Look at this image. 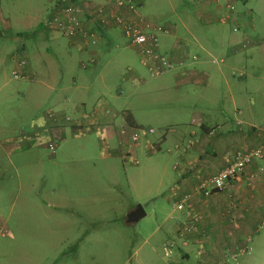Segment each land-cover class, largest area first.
Returning a JSON list of instances; mask_svg holds the SVG:
<instances>
[{"label":"crops","instance_id":"1","mask_svg":"<svg viewBox=\"0 0 264 264\" xmlns=\"http://www.w3.org/2000/svg\"><path fill=\"white\" fill-rule=\"evenodd\" d=\"M33 1L44 8L50 6L49 15L43 22L44 30L46 29L44 28L45 22L57 13L61 6L77 2V0ZM145 1L135 0L138 6L136 16L143 26L150 29L161 28L158 33L161 48L174 64L172 70L154 78L156 81L152 83L151 91L159 106L167 109V112L161 115L162 119L172 122L189 121L179 124V127L177 124L169 125V122L165 126H159L160 128L166 127L165 129L170 127L166 134H160L159 139L165 141L167 133L170 134V140L175 142L176 158L181 163L180 167L176 162L172 166L176 173L171 179V187L165 195V200L174 203L176 194H190L192 205L190 215L188 217L181 215L179 223L178 220L176 222L177 226L175 224L164 227L159 224L153 228L147 239L151 243V250L161 243L165 253L168 245L166 240L170 236L173 237L184 225L183 223L192 224L195 230L189 231L183 239H180L176 249L181 253L182 258H189L188 251L194 249L199 259L198 264H215L212 257H209L214 255L215 242L221 241L225 236L232 238L234 233L230 230L244 229L248 217L256 221L264 218V159L253 161L247 167L245 174L235 180L228 191L204 197L196 190L201 181L216 175L225 167L227 153L236 150L264 149V121L258 123L248 116H243L241 109L249 103L254 105L255 101L245 98L243 91L239 90L243 86L251 87V83L256 84L255 79L259 80V85L264 84V77L257 72L264 65V29L263 32H260V28L254 30L253 25L248 22L249 9L238 10V4L246 6V2L239 0L229 1H234L237 9L233 21L226 24L221 23L213 8L210 9L208 6L209 4L215 5L218 9L222 7L221 1L218 2L219 6L212 1L184 0L187 8L181 12L182 17L177 21L170 19L162 24L152 17L163 12L172 0H149V4L144 7ZM191 8H193L192 11ZM144 10H149V14L146 15ZM119 12H124V10ZM127 14L135 18L134 13ZM83 19L84 30L90 35L88 40L84 41L81 37L68 39L69 49L64 50L61 43L54 45L57 51L54 52L55 58L61 60H59L61 67L59 65L58 72L55 70L56 62L40 54V51H36L37 49L34 50L31 58L29 55L25 66L18 67L14 49L18 45L16 39L20 33L8 34L6 32H9V28L2 24L3 28L0 29V38L7 37V42L0 44V100H6L9 95L13 94L8 77L12 75L14 69H19L22 75L21 80L26 84H24V94L28 98L27 104H22V107L37 108L42 104L49 105L48 112L56 114L46 117L48 113L46 111L43 117L40 116L34 121H60L58 125L54 122L47 125L40 124L41 126L35 129L38 136L49 132L52 137L60 141L64 136V126H68L76 137L85 135L88 138L90 134H94L98 140V158L96 159L99 161L93 160L94 144L89 143L85 145L84 152L92 157V163L81 161L72 172L76 178L75 185L80 189L74 187L67 194L58 193V199H51L54 204H48L52 212V216L48 219L52 220L55 226L63 222L56 215L60 211L67 216H78L81 209L76 202H83L92 195L110 196L111 185L122 187L123 180L118 177L113 161L123 159V156L127 154L136 156L140 148L139 143L133 145L129 142L128 135L119 134V129L124 123L130 129L140 127L136 123L132 104L126 99L127 102L124 101L121 104L118 102V105H115L103 96V93L107 92L117 100L121 96L119 94L124 93L123 87H125L127 98L133 96L136 91L135 86L144 84L139 69L133 65L134 55L140 62L139 50L128 42L125 44L121 41L120 43L113 33L119 28L112 23L100 26L97 21L85 13ZM235 25L240 27L236 33L232 30ZM222 26L229 27V32ZM249 28L253 30L252 36L248 34ZM40 36L45 41H49L51 34L43 33ZM111 48L116 52V56L102 62L101 55ZM58 54H61L60 57ZM119 61L125 63L120 80L122 85L106 90L108 86L104 83L106 81L111 83L112 78L121 75L118 74ZM76 65L82 71L88 70L91 74L95 72L96 67L99 68V73H94L91 80V82L98 80L96 89L98 91L93 98L94 103L91 107L93 112L88 116L80 112L76 115L74 122L67 123L63 116L67 115L66 110L69 107L72 109L77 104L78 110L80 108L82 110V107L86 109L82 100L72 104L76 101L74 98L82 97L84 90L88 88L87 77L82 74L77 78L74 77ZM61 74L69 77V81L67 82V79L60 76ZM12 78L17 80L13 76ZM242 82L244 84L239 85ZM223 87L225 93L222 90ZM113 90L117 91L116 96L112 95ZM16 94L17 92L14 94L16 100L23 99ZM106 107H109L111 114L106 115L103 112ZM230 110L235 112L234 117L236 118L233 119L228 115ZM212 111H217V113H212ZM74 112L77 113V109ZM126 116L132 126L126 124ZM102 136L104 140L100 139ZM161 140L157 142L154 150L145 145L146 152L160 150ZM7 145L6 141L0 142L1 149H5ZM51 194L56 196L57 191L53 190ZM134 209L135 207L129 208L126 213L129 215ZM0 221V225L7 233L6 237L13 238L3 219ZM70 224L74 223L70 222ZM96 228L97 226L93 225V229ZM14 232L11 228L12 235ZM138 252L136 250L134 264H145L146 262L152 264L153 258L149 256L147 250L142 251L141 255Z\"/></svg>","mask_w":264,"mask_h":264},{"label":"rangeland","instance_id":"2","mask_svg":"<svg viewBox=\"0 0 264 264\" xmlns=\"http://www.w3.org/2000/svg\"><path fill=\"white\" fill-rule=\"evenodd\" d=\"M148 4L149 0H146L144 7ZM208 6L210 9L213 8L218 20L225 15V12L215 8V5ZM244 6L238 4V10L249 9L248 22L253 25L254 30L260 28V32H263L264 0H248ZM49 7L44 8L33 0H0V29L3 25L9 28V32H6L8 34L20 33L16 39L18 45L14 49V54L21 49L20 59L27 63L29 55L31 58L34 50L37 49L36 51H40V54L56 62L55 70L58 72L61 60L55 58L54 52L57 51L54 45L61 43L63 50L69 49V45L68 39L60 33L46 31L50 29L45 26V30L42 28L43 22L49 15ZM186 8L184 0H172L163 12L152 18L161 24L170 19L177 21ZM143 12L146 15L149 14V10ZM222 27L229 32V27ZM239 30L240 27H238ZM119 31L114 30V36L116 35L120 43L122 41L126 44L128 40ZM252 31L249 28V36L253 35ZM42 32L51 34L49 41L42 39L40 36L43 35ZM6 42L7 37L2 36L0 44ZM159 50L167 55L162 50L161 44ZM60 55L58 54V57ZM101 56V61L105 62L113 59L116 52L112 48L107 49ZM14 57L16 59V55ZM134 58L133 65L139 69L144 84L135 86V93L127 98L125 87H123L124 93H120L121 96L117 100L107 92H104L103 96L115 105L128 99L127 101L132 104L136 123L142 127H151L155 131L147 138L149 144L155 146L161 140L160 134H166L170 129V127L165 129L166 127L159 126H165L169 122V125L177 124L179 127V124L189 121L172 122L162 119L161 115L167 112V109L159 106L151 91L152 83L156 79L148 75L135 55ZM118 63V74H121L125 63L121 61ZM96 72L99 73L97 67L94 73ZM257 72L264 77V65ZM94 73L91 74L88 70L82 71L77 65L74 67V77L77 78L80 74L87 77L88 88L84 90L82 97L74 98L76 101L72 104L82 100L86 109L82 107V110L81 108L78 110L77 104L72 109L69 107L66 110L69 116L64 115V121H75L76 115L80 112L87 116L93 112L91 109L94 103L93 98L98 91L96 90L98 80L91 82ZM60 76L69 81V77H65L64 74ZM121 76L122 74L112 78L111 83L106 81L104 83L108 86L106 90L122 85ZM21 79L14 80L10 74L8 80L13 94L6 100H0V106H3L0 108V142H8L5 149L0 148V219H3L9 234L13 236V238L0 237V264H134L136 250L140 255L142 251L147 250L149 256L153 258L152 264H198L199 259L194 249L187 250L189 258L181 257V253L176 249L177 243L180 242L177 232L166 240L168 244H172L169 248L172 252L170 258L164 257L161 243L153 245L155 249L151 250V243L147 239L154 227L159 224L164 227L175 224L177 226L183 215L172 209L173 202L165 200V195L171 187V179L176 173L172 166L174 162L181 166L180 160L176 158L175 142L170 140L168 133L166 140H161L159 143L160 150L147 153L145 141L140 140L138 142L140 148L136 156L127 154L123 156V159L113 161L116 165V173L123 181L122 187L110 186L112 190L109 193L110 196L92 195L83 202H76L81 209L78 216H67L60 211V214H56L63 221L58 224L59 226H55L53 221L48 219L52 216L48 204H54L51 199H58V193L67 194L74 187L80 189L75 185L76 178L72 172L81 161L92 163V157L84 152L85 145L94 144L93 160L99 161L96 159L98 158V140L94 134H90L88 138L85 135L76 137L68 126H64V136L60 141L52 137L49 132L38 136L35 129H38L40 124L47 125L54 122L58 125L60 121H34L44 112H48L50 106L42 104L37 108L22 107V104H27L28 98L24 94L26 84ZM254 82L256 84L251 83V87L239 88L243 91L245 98L255 101L254 105L249 103L241 111L244 117L248 116L252 121L262 123L264 121V84L259 85L258 79ZM242 84L244 83L239 85ZM222 90L225 93L224 87ZM15 92H17L16 96H21L23 99L16 100ZM116 92L113 90L112 95L116 96ZM220 98H222L221 95ZM75 109L77 113L74 112ZM52 114L56 113L48 112L46 117ZM234 114L232 110L228 113L233 119L236 118ZM48 143L56 146L55 151L51 152L48 149ZM132 157L138 161L137 164L130 162ZM53 190L57 191L56 196L51 194ZM136 206L141 207L145 216L136 222H129L126 212L129 208ZM169 216L172 219H169ZM177 220L178 223H176ZM102 221L106 223H101ZM70 222L74 224L71 225ZM93 225L97 228L93 229ZM245 225L242 230H230L234 233L232 238L225 236L221 241L215 242L214 255L209 256L215 264H264V218L256 221L248 217ZM11 228L15 231L13 235Z\"/></svg>","mask_w":264,"mask_h":264},{"label":"built area","instance_id":"3","mask_svg":"<svg viewBox=\"0 0 264 264\" xmlns=\"http://www.w3.org/2000/svg\"><path fill=\"white\" fill-rule=\"evenodd\" d=\"M217 3L221 1L220 9L225 12V15L219 18L221 23H229L233 21L234 14H236V5L234 1L230 0H205ZM237 1V0H235ZM240 2H247V0H239ZM135 0H77L76 3L64 4L57 13L51 16L44 24L46 28L53 29L60 33L67 39H75L81 37L84 41L90 38V35L84 30L83 14H88L90 18L97 21V24L103 26L112 23L115 27L119 28L128 43L139 50V59L141 65L146 69L150 77H159L163 73L172 70L174 64L168 57L159 50L158 33L161 31L160 27L150 29L143 26L138 17L136 10L138 6ZM124 10V12H119ZM132 12L135 18L129 17L127 13ZM234 32L238 31V27L233 26ZM21 49L17 50L16 60L18 67L25 66V60L20 59ZM215 62V61H214ZM130 70V69H128ZM12 76L15 79H21L22 75L19 69L12 71ZM109 107L103 109V112L108 115L111 114ZM53 116V115H51ZM68 120V118L66 119ZM67 123L72 121H65ZM74 122V121H73ZM153 128H128L125 123L120 127V135H128L129 142L133 145L137 144L140 140H144L152 150L155 149L154 144H149L147 138L149 135L154 134ZM104 140L103 136L100 138ZM55 145L48 143V149L53 152ZM264 159V149L255 148L251 150H236L225 155L226 165L216 175L208 177L197 187V191L204 197H208L213 193L228 191L231 184L239 177L245 174L247 167L256 160ZM130 162L137 164L138 161L132 157ZM176 201L171 205L172 209L183 214L185 217L190 215L192 208L191 195L183 194L175 195ZM172 219L171 216L168 217ZM181 228L177 230V237L183 239L189 231H194L195 228L192 224L183 223ZM7 233L3 227H0V237H6ZM172 244H168L165 248V257L170 258ZM226 264V263H224Z\"/></svg>","mask_w":264,"mask_h":264},{"label":"water","instance_id":"4","mask_svg":"<svg viewBox=\"0 0 264 264\" xmlns=\"http://www.w3.org/2000/svg\"><path fill=\"white\" fill-rule=\"evenodd\" d=\"M144 216L145 215H144L143 211L141 210V207L136 206L135 209L130 212V214L128 215L127 218H128L129 222H136Z\"/></svg>","mask_w":264,"mask_h":264},{"label":"trees","instance_id":"5","mask_svg":"<svg viewBox=\"0 0 264 264\" xmlns=\"http://www.w3.org/2000/svg\"><path fill=\"white\" fill-rule=\"evenodd\" d=\"M61 7H62V6H61ZM61 7H60V8H61ZM125 122H126L127 125L132 126V125H131V121H129V119H128V116L125 117ZM140 127H141V128H145V127H142V126H140ZM133 128H138V127H133ZM146 128H147V127H146ZM54 151H55V150H54Z\"/></svg>","mask_w":264,"mask_h":264}]
</instances>
